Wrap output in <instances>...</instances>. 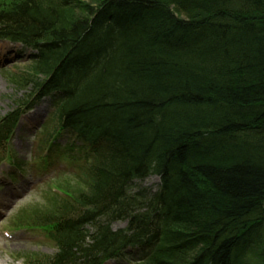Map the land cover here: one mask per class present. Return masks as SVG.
Here are the masks:
<instances>
[{
  "label": "trees",
  "instance_id": "trees-1",
  "mask_svg": "<svg viewBox=\"0 0 264 264\" xmlns=\"http://www.w3.org/2000/svg\"><path fill=\"white\" fill-rule=\"evenodd\" d=\"M0 40L31 51L0 165L48 98L41 162L72 169L8 221L54 245L28 264H264V0H0Z\"/></svg>",
  "mask_w": 264,
  "mask_h": 264
},
{
  "label": "rangeland",
  "instance_id": "rangeland-1",
  "mask_svg": "<svg viewBox=\"0 0 264 264\" xmlns=\"http://www.w3.org/2000/svg\"><path fill=\"white\" fill-rule=\"evenodd\" d=\"M30 55L31 51L20 45L0 41V118L10 111L12 100L20 98L23 94V92H16L7 82V74L25 72L30 64ZM53 110L50 100L43 99L20 120L10 147L21 166V177L17 175L13 164L4 162L0 165V264H28L31 256L36 254L50 256L55 251L54 245L38 229L24 231L8 229V221L13 214L33 201L43 200L40 195L42 191L52 192V187H55L54 182L64 177V174L72 172L63 155L64 152L50 157L48 165L41 162L43 158H49L41 155L38 143L42 137L41 127L49 120ZM67 143L68 139L62 141V144ZM11 174L17 179L9 178ZM47 179L49 180L44 182ZM159 184L158 177L149 176L143 181L136 182L132 189L134 192L143 191L146 194H154L158 191ZM47 204L48 209L53 208L52 204ZM123 227L122 222L112 225L114 230ZM129 253L136 259L142 258V255L136 251H129ZM105 264L125 263L109 261Z\"/></svg>",
  "mask_w": 264,
  "mask_h": 264
},
{
  "label": "bare ground",
  "instance_id": "bare-ground-1",
  "mask_svg": "<svg viewBox=\"0 0 264 264\" xmlns=\"http://www.w3.org/2000/svg\"><path fill=\"white\" fill-rule=\"evenodd\" d=\"M148 153H149V151H145V154H146V155H147ZM142 158H145V157H142ZM136 159H137V158H136ZM137 160H138L137 167H139V168H143L144 165H145L144 159H141V160L137 159Z\"/></svg>",
  "mask_w": 264,
  "mask_h": 264
}]
</instances>
